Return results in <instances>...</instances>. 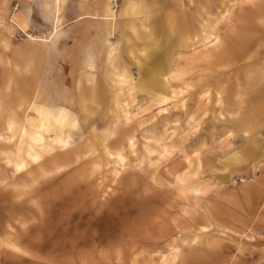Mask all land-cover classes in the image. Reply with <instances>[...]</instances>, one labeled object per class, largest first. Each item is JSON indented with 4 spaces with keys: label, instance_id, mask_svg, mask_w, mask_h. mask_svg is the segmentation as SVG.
<instances>
[{
    "label": "rangeland",
    "instance_id": "obj_1",
    "mask_svg": "<svg viewBox=\"0 0 264 264\" xmlns=\"http://www.w3.org/2000/svg\"><path fill=\"white\" fill-rule=\"evenodd\" d=\"M166 257L264 264V0H0V264Z\"/></svg>",
    "mask_w": 264,
    "mask_h": 264
},
{
    "label": "bare ground",
    "instance_id": "obj_2",
    "mask_svg": "<svg viewBox=\"0 0 264 264\" xmlns=\"http://www.w3.org/2000/svg\"><path fill=\"white\" fill-rule=\"evenodd\" d=\"M58 1V3H59V6H61L62 4H63V2H64V0H57ZM247 1H249V0H247ZM181 92H182V90H181ZM175 94V93H174ZM169 98H171V97H168V99ZM16 122V121H15ZM7 123V122H6ZM9 123V122H8ZM13 123H9L8 124V131H10V132H12L13 131V125H12ZM20 128V127H19ZM9 140H10V138H9ZM13 166H14V168H15V170L16 171H18V170H20L21 169V167L23 166V164H22V162L21 161H18V160H15L14 162H13ZM173 255V254H172ZM173 257V256H172ZM167 261H168V258L166 257V258H164L163 259V263L165 264V263H167ZM171 260H169V262H170Z\"/></svg>",
    "mask_w": 264,
    "mask_h": 264
}]
</instances>
